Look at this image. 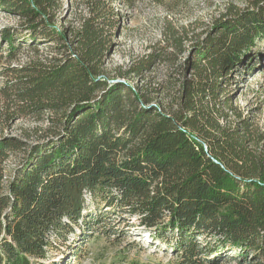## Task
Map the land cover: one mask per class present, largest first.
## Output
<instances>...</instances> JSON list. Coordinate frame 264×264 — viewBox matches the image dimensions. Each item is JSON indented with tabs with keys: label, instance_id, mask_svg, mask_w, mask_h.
<instances>
[{
	"label": "trees",
	"instance_id": "16d2710c",
	"mask_svg": "<svg viewBox=\"0 0 264 264\" xmlns=\"http://www.w3.org/2000/svg\"><path fill=\"white\" fill-rule=\"evenodd\" d=\"M138 1L81 0L73 23L61 19L63 0H0L17 18L0 29L5 121L48 122L31 136L0 127V264H44L76 227L92 234L107 212L128 228L134 218L184 264H220L223 251L239 263L264 260V132L228 95L252 68L264 0L227 4L185 47L170 28L167 43L185 55L158 81L157 65L172 58L164 47L107 66L119 6ZM87 196L101 213H85Z\"/></svg>",
	"mask_w": 264,
	"mask_h": 264
},
{
	"label": "rangeland",
	"instance_id": "374dc122",
	"mask_svg": "<svg viewBox=\"0 0 264 264\" xmlns=\"http://www.w3.org/2000/svg\"><path fill=\"white\" fill-rule=\"evenodd\" d=\"M67 0H63L61 19L75 22L83 14L81 0H72V7H67ZM246 0H139L135 7H120L119 24L114 37V44L107 59L108 69L117 65L127 64L136 55L149 47H164L170 53V60L160 62L156 67L155 79L164 80L167 72L175 73L178 61L185 53H179V47L172 41H166L170 28L179 29V35L185 40L183 46H188L190 39L202 35L209 30L214 19L218 18L227 4L243 7ZM17 18L0 10V29L11 26ZM119 31V32H118ZM6 51V44H1ZM43 46L40 45V49ZM252 68L244 75H237L236 82L231 83L228 95L234 105L243 113L253 116L260 131L264 132V36L255 41L252 47ZM30 54L25 47L19 51V59L25 60ZM248 72V73H247ZM1 81V80H0ZM1 86V84H0ZM8 106V107H6ZM12 112L5 96L0 92V121H5L7 113ZM11 124L1 122L2 132L29 136L34 132L43 131L47 125L46 114L39 119L36 116H18ZM38 133V132H37ZM14 156L7 157L4 165L10 170L16 163ZM87 210L92 216L101 213L104 207L98 200L87 196ZM106 218L94 223L93 233L76 227L74 233L68 235L64 244L57 243L41 262L44 264H184L178 253L158 239L150 238L131 220L132 227H126L127 218L118 221V214L107 212ZM114 229V230H112ZM114 231L115 233H113ZM232 255V254H231ZM220 264H248L233 259L227 251L220 254ZM232 258V259H231ZM249 258V257H248ZM35 264H39L35 263ZM264 264V260L260 263Z\"/></svg>",
	"mask_w": 264,
	"mask_h": 264
}]
</instances>
